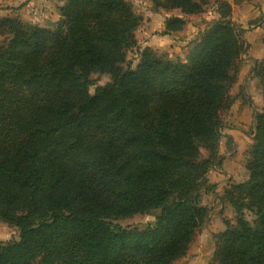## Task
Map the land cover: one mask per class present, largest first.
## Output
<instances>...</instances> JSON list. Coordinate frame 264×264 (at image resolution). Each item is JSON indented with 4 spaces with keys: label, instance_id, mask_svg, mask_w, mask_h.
Here are the masks:
<instances>
[{
    "label": "trees",
    "instance_id": "trees-1",
    "mask_svg": "<svg viewBox=\"0 0 264 264\" xmlns=\"http://www.w3.org/2000/svg\"><path fill=\"white\" fill-rule=\"evenodd\" d=\"M154 3L186 15L207 6ZM218 5L219 19L186 63L146 49L136 71L120 68L140 23L129 0H68L54 31L0 20V35L12 36L0 52V220L20 231L19 241H0V264H174L187 256L208 217L198 201L221 160V114L248 49L232 6ZM184 25L169 19L165 30ZM255 68L264 93V59ZM95 73L112 81L92 95ZM255 129L250 178L229 193L238 223L213 236L215 264H264V108ZM155 210L145 230L112 223Z\"/></svg>",
    "mask_w": 264,
    "mask_h": 264
},
{
    "label": "rangeland",
    "instance_id": "rangeland-1",
    "mask_svg": "<svg viewBox=\"0 0 264 264\" xmlns=\"http://www.w3.org/2000/svg\"><path fill=\"white\" fill-rule=\"evenodd\" d=\"M67 1L68 0H0V20H17L25 25L54 31L62 21L60 11ZM156 1L163 2V0ZM221 1L224 0H207V6L203 13L199 15H186L178 9H156L154 0H129L131 10L134 15L140 19V23L133 33L134 43L124 48V62L120 65V68L123 71H136L141 63L142 53L146 49L154 52L155 55L163 61L186 63L195 42L201 38L204 31L207 30L213 22L219 19L217 11L219 7L218 2ZM239 1L240 0H236L235 3ZM173 18L184 20L185 25L181 31L166 32V21ZM262 22H264L263 14L255 21L249 22L245 29L252 31L254 30L253 28L260 27L263 31L262 37L264 38V27ZM235 24L239 27L241 26L237 23ZM245 31L242 32V36H244ZM11 37L12 36L9 34L0 35V52L6 48ZM255 43L260 46V37L256 39ZM262 43L263 51H261V53L259 52L260 49L257 47H254V49L252 48L253 51H251V46L248 45L247 52L242 56L238 64L239 70L237 79L231 89L233 104L221 114L222 127L220 130L221 139L218 151V156L221 160L207 173L206 184L198 201L199 206L207 208L208 217L196 231L195 238L190 246L194 245L199 239H202V235L205 229H208L209 221L214 212H219L221 220L216 224L210 225V227L212 226V230H210L212 232L219 229L218 226L220 223L223 224L224 231L226 230L225 224L237 225L238 223L239 217L236 210L228 203L229 193L234 192V186L246 183L250 178L247 165L256 136L255 114L261 112L264 108V93L260 79L256 75L255 68L256 64L264 59L263 40ZM245 64L249 66V69L242 74L241 71H243V65ZM111 81L112 79L109 74H93V85L89 89L90 93L93 95L97 88L105 87L107 84L111 83ZM247 84H249V87H247ZM251 94L254 97L253 101H251ZM227 134H233L236 140L228 138ZM203 157L207 158L205 152H203ZM229 158L234 159L232 162L233 166H231L230 171H228L233 175V178L228 180V176L225 174L223 177L224 180L220 183L221 186H219V184L214 183L217 176L213 177V172L219 173V171L222 170L223 162L227 161ZM208 186H213V190L206 193L205 190ZM235 196H238V193H235ZM222 203L231 206L232 211L228 209L224 210ZM244 215L247 222L253 227L256 226L257 218L254 213L246 210L244 211ZM159 216L160 211L155 210L148 215H135L129 218L112 221V223L123 228L129 227L131 229L145 230L147 227L154 225ZM212 235H214V233H212ZM19 237L20 231L16 227L0 220L1 242L19 241ZM209 242H213L214 245V241L210 240ZM214 253L207 264H215Z\"/></svg>",
    "mask_w": 264,
    "mask_h": 264
},
{
    "label": "crops",
    "instance_id": "crops-1",
    "mask_svg": "<svg viewBox=\"0 0 264 264\" xmlns=\"http://www.w3.org/2000/svg\"><path fill=\"white\" fill-rule=\"evenodd\" d=\"M232 6V20L241 25L240 28L245 31L244 33V40L247 42L248 45L251 46V51H253L254 47H257L259 52L263 51V31L260 27L253 28L254 30L250 31L245 29L249 22L255 21L261 14L264 15V0H240L239 2L235 3L236 0H224ZM260 37V46H258L255 41ZM253 48V49H252ZM255 57V56H253ZM249 69L248 65H243L242 74H244ZM251 83H254L250 81ZM249 87V84H247ZM254 100L253 95L251 94V101ZM255 105V102H254ZM228 138L235 139L233 134H227ZM236 140V139H235ZM233 158H229L227 161L223 162L222 170L217 172H213V177L215 178V184H219L221 186V182L224 180V175L227 174L228 180L233 178V175L229 173L230 167L233 166ZM223 172V173H222ZM229 174H228V173ZM222 207L224 210L228 209L232 211L231 206L225 205L222 203ZM221 220L219 216V212L213 213L211 216V220L209 221L208 229H205L204 234L202 235V239H199L195 242L194 245L190 246L188 254L186 257L182 258L181 260L175 262L174 264H207L211 260V256L214 253V245L213 242H209L210 240L213 241V236L224 231V226L222 223L219 224V229L215 232H212V224H216ZM214 233V235H212Z\"/></svg>",
    "mask_w": 264,
    "mask_h": 264
}]
</instances>
